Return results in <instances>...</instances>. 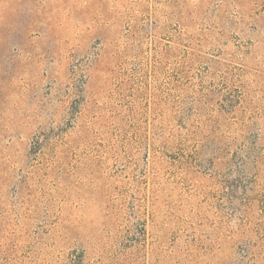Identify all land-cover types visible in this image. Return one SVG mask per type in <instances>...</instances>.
I'll return each mask as SVG.
<instances>
[{
    "label": "rangeland",
    "instance_id": "obj_1",
    "mask_svg": "<svg viewBox=\"0 0 264 264\" xmlns=\"http://www.w3.org/2000/svg\"><path fill=\"white\" fill-rule=\"evenodd\" d=\"M0 264H264V0H0Z\"/></svg>",
    "mask_w": 264,
    "mask_h": 264
}]
</instances>
